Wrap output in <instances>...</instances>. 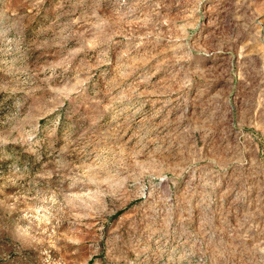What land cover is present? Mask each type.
Returning <instances> with one entry per match:
<instances>
[{"label":"rangeland","instance_id":"374dc122","mask_svg":"<svg viewBox=\"0 0 264 264\" xmlns=\"http://www.w3.org/2000/svg\"><path fill=\"white\" fill-rule=\"evenodd\" d=\"M0 264H264V0H0Z\"/></svg>","mask_w":264,"mask_h":264}]
</instances>
